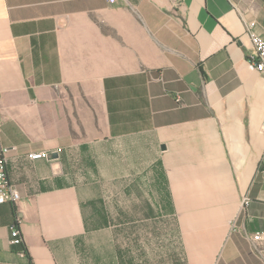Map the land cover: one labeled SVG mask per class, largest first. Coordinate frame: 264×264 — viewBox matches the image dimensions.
I'll list each match as a JSON object with an SVG mask.
<instances>
[{
  "label": "crops",
  "instance_id": "1",
  "mask_svg": "<svg viewBox=\"0 0 264 264\" xmlns=\"http://www.w3.org/2000/svg\"><path fill=\"white\" fill-rule=\"evenodd\" d=\"M250 23L264 38V0H0V151L20 195L0 204V264H123L119 227L132 250L153 225L178 264H264L246 239L264 231Z\"/></svg>",
  "mask_w": 264,
  "mask_h": 264
},
{
  "label": "built area",
  "instance_id": "2",
  "mask_svg": "<svg viewBox=\"0 0 264 264\" xmlns=\"http://www.w3.org/2000/svg\"><path fill=\"white\" fill-rule=\"evenodd\" d=\"M110 3H114L115 0H107ZM254 27V23H250L247 27L246 34L251 40L253 49H254V57L252 58V63L255 70L264 75V38L255 35L252 32ZM262 133L264 135V117L262 121ZM12 149L2 148L0 151V204L9 203L11 205H16L20 200V195L17 190L11 184L6 165H7V155ZM61 150L58 149L57 153H60ZM27 159L31 161L39 160V159H47L49 158L48 152H37V153H29L26 155ZM20 223L21 220L19 217L15 216L13 223L11 225V232L14 236L13 244L21 245L22 238L20 235ZM246 239L249 241L252 252L257 256L264 255V231H258L252 234H248Z\"/></svg>",
  "mask_w": 264,
  "mask_h": 264
},
{
  "label": "rangeland",
  "instance_id": "3",
  "mask_svg": "<svg viewBox=\"0 0 264 264\" xmlns=\"http://www.w3.org/2000/svg\"><path fill=\"white\" fill-rule=\"evenodd\" d=\"M119 208H125V201L118 202ZM126 217L124 215H120L117 217V221L120 225L124 224ZM157 224V220L154 221ZM163 222V221H161ZM152 223V221H151ZM121 229V231H120ZM134 232V247L129 250L125 249V235L124 227H119L118 237L122 246L121 252L124 256V260L128 255L130 257L127 259V264H178L181 260V249L172 247L170 242L168 241L169 233L166 232H158L157 227L153 225L151 227V232L142 233V231ZM162 236V237H161ZM171 236V235H170ZM171 238H173L171 236ZM165 239V240H164ZM137 241V242H136ZM128 252V253H127Z\"/></svg>",
  "mask_w": 264,
  "mask_h": 264
},
{
  "label": "water",
  "instance_id": "4",
  "mask_svg": "<svg viewBox=\"0 0 264 264\" xmlns=\"http://www.w3.org/2000/svg\"><path fill=\"white\" fill-rule=\"evenodd\" d=\"M52 157H54V156H52Z\"/></svg>",
  "mask_w": 264,
  "mask_h": 264
}]
</instances>
